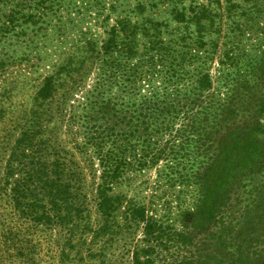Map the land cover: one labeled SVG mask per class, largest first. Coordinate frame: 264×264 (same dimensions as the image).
Returning <instances> with one entry per match:
<instances>
[{
  "label": "rangeland",
  "instance_id": "obj_1",
  "mask_svg": "<svg viewBox=\"0 0 264 264\" xmlns=\"http://www.w3.org/2000/svg\"><path fill=\"white\" fill-rule=\"evenodd\" d=\"M203 76L210 86L199 105L233 98L247 108L231 128L244 132L258 120L264 140V0H0V264H133L143 226L124 220L128 199L166 202L177 212L194 206L198 187L193 178L168 184L166 158L128 168L110 191L127 201L113 231L97 235L99 146L114 148L124 130L126 155L140 154L146 134L133 135L126 122H137V107L154 97L176 110L155 117L160 125L175 120L154 138L179 134L183 111L201 108L185 107L183 95ZM223 141L224 149L240 150L235 137ZM183 151L189 157L175 166L177 176L190 174L206 152L188 144L178 158ZM262 181L264 174L247 178L221 219L232 220L245 204L256 219Z\"/></svg>",
  "mask_w": 264,
  "mask_h": 264
},
{
  "label": "trees",
  "instance_id": "obj_2",
  "mask_svg": "<svg viewBox=\"0 0 264 264\" xmlns=\"http://www.w3.org/2000/svg\"><path fill=\"white\" fill-rule=\"evenodd\" d=\"M49 80L48 77L39 90L43 97L49 93ZM197 81L195 92L184 93L183 97L185 107L201 108L197 114L191 110L183 111V129H179V134L177 129L176 135H173L172 131L169 132L168 136L173 138L165 140L158 139L161 138L159 136L154 138L162 128L165 129L164 135L171 130L175 120L168 118L160 125L162 122H157L158 119L155 117L165 112L175 114L176 111L173 103L167 101L169 103L159 105L158 97H154L152 100L143 101L141 107H137V113L133 116L137 118V122L131 120L129 124L126 122L127 128L133 127L130 131L133 135L136 132L140 133V136L143 132L146 134L139 140L140 154L129 153L131 157L126 155L128 146L125 144L124 130L119 134L122 141L115 142L114 148L104 151L99 146L101 170L96 191L101 222L96 228L98 231L96 234L113 231L116 211L123 201H127L123 194L110 193L124 170L128 168L142 170L166 158L168 163L166 167H169L168 173L164 175L166 182L184 186L193 181L198 187L199 197L191 209L178 208L177 212L166 202L160 203L159 206L155 201L137 203L128 199L123 210L124 220L128 224L137 222L143 226L142 244L133 248V264H264V202L257 201L254 205L260 208L256 219H253L252 213L255 209L248 204L241 207L240 212L232 220L221 219V212L227 207L232 192L238 191L247 178L264 174V140L256 135L261 132L262 124L255 120L244 132L239 131L236 126L231 128L234 117L240 112L243 114L247 106L241 108L229 96L225 103L218 99L212 103L199 105L200 96L203 95V90L210 86V82L207 76ZM145 102L148 104L145 105ZM261 106L264 109V102ZM151 126L154 128V134L148 132ZM111 131H114V128L108 129V133ZM202 137L204 140L200 142ZM227 137L239 140L236 148L240 150L232 152L233 148L224 149L226 144L223 140ZM173 142L177 144H169ZM188 144L198 149L202 148L206 152L199 158L197 166L190 174L177 176L175 166L189 156L183 151L178 158L176 152ZM210 144L216 145L213 151H208ZM132 147L137 148V145L134 144ZM238 155H242L244 159L236 160ZM173 160L177 162L171 163ZM35 178L40 180L37 173L33 175V181ZM68 194L70 191L66 183L62 189L64 201H67ZM68 214L70 213L67 211L61 218H67Z\"/></svg>",
  "mask_w": 264,
  "mask_h": 264
}]
</instances>
